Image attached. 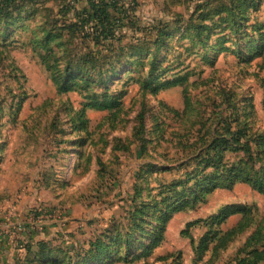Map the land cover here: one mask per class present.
Here are the masks:
<instances>
[{"label": "rangeland", "instance_id": "1", "mask_svg": "<svg viewBox=\"0 0 264 264\" xmlns=\"http://www.w3.org/2000/svg\"><path fill=\"white\" fill-rule=\"evenodd\" d=\"M120 1L114 36L58 49L93 60L74 65L65 94L30 31L60 28L63 7L73 20L87 0L28 5L31 20L6 30L0 16V264L250 261L264 253V195L241 183L208 192L213 170L196 158L239 131L235 147L249 142L264 176V0ZM105 99L119 107L85 108ZM231 206L242 212L214 224Z\"/></svg>", "mask_w": 264, "mask_h": 264}, {"label": "trees", "instance_id": "2", "mask_svg": "<svg viewBox=\"0 0 264 264\" xmlns=\"http://www.w3.org/2000/svg\"><path fill=\"white\" fill-rule=\"evenodd\" d=\"M49 1L51 0H0V16H2V22L4 21L2 27L6 30L7 28H12L16 24L30 21L31 18L22 17L23 10L26 9L28 5L42 4ZM242 1L243 4L249 3L253 6L255 5L252 1ZM260 3L261 0L257 6H259ZM63 8L65 9L62 17L64 23L60 28H56V22L52 24L50 21V23H40L39 26L34 27V29L30 31L29 39L30 42L32 41L34 48H37L38 52H36L40 56L41 64H43L46 71L51 74V78L55 82L56 87L59 88L60 93L65 94L70 92L73 86H77L75 84L67 87L70 80L74 78V76H72L70 79V75L74 72V65L79 64V67L86 69L84 67L91 64L93 60L92 58L88 59L86 54L83 55L81 59L77 58L79 55H69L66 52L60 54L57 53L58 49L66 47V42L70 43L74 37H79L83 43H85V40L90 44L93 43L100 46L103 41L107 40L106 38L114 36L118 17L125 11V5H123L120 0H87V5L84 8L79 11H74L73 20L65 19L72 10L67 6ZM36 12L37 11H35V14ZM39 36H41L40 39L38 38ZM54 46L57 50L53 49ZM108 64H110L109 70L111 71L113 65L110 61H108ZM61 66H63V68H60ZM81 74H83V72ZM96 74H98L100 78L104 73L98 70ZM92 78V76H87L88 80ZM83 79L84 77L80 75L79 80L82 82ZM94 80L93 78L91 82H94ZM186 81L187 79L185 77L177 78L172 81H164L157 85L158 88L155 92L158 93L160 91L176 88ZM64 83H66V87H63ZM119 104L120 103L116 100H96L87 103L85 108L96 111H110L118 108ZM238 132L232 135L233 138L230 141L232 144L229 148L209 151L211 155L207 151L209 155L206 159H203L201 154H198L196 159L201 158V164L205 165V170H213V173L209 174L206 179L207 182L212 179L211 182L207 183V190L208 192H213L220 188L231 189L235 184L241 183L251 186L258 194L264 195L263 168L256 167L257 162L255 161V159L260 156V153L257 152V150L254 151L250 147L249 142H245V145L242 147L239 145L235 147L241 140ZM226 154H242L243 159L231 165L232 169H229L228 164L224 163ZM241 212L242 209L237 206L226 207L221 214L213 218V223L222 224L231 216L240 214ZM206 238L208 237L206 236L204 240L201 241L200 248H206ZM159 242L160 239L154 243L152 250L158 246ZM44 248H47V245H45ZM27 250H29V248H27ZM263 256L264 253H255V256L250 261L243 259L239 264H258L262 261ZM99 258L100 256L97 255L92 257V260ZM31 262L32 261L28 259L26 260V264H31Z\"/></svg>", "mask_w": 264, "mask_h": 264}, {"label": "crops", "instance_id": "3", "mask_svg": "<svg viewBox=\"0 0 264 264\" xmlns=\"http://www.w3.org/2000/svg\"><path fill=\"white\" fill-rule=\"evenodd\" d=\"M4 237H2V235L0 236V260L2 259V257H3V259H4V254H3V252L6 250V248H5V241H3L4 239H3Z\"/></svg>", "mask_w": 264, "mask_h": 264}]
</instances>
